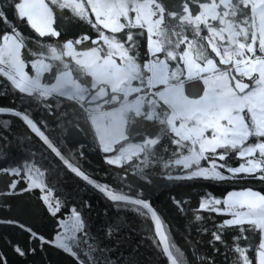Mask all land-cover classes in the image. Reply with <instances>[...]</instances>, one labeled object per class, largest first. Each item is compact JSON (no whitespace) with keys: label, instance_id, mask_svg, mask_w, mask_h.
Masks as SVG:
<instances>
[{"label":"snow or ice","instance_id":"1","mask_svg":"<svg viewBox=\"0 0 264 264\" xmlns=\"http://www.w3.org/2000/svg\"><path fill=\"white\" fill-rule=\"evenodd\" d=\"M0 95V226L23 237L0 241L16 256L264 264V0H0ZM188 182L230 187L194 202L172 191Z\"/></svg>","mask_w":264,"mask_h":264},{"label":"trees","instance_id":"2","mask_svg":"<svg viewBox=\"0 0 264 264\" xmlns=\"http://www.w3.org/2000/svg\"><path fill=\"white\" fill-rule=\"evenodd\" d=\"M78 29L75 26L69 25L68 26V32L69 34H73ZM25 32L31 35H35L30 29H25ZM9 103V98L3 95H0V106L5 105ZM0 119H12L10 114H0ZM14 155H19L15 150H13ZM96 163L95 158H93V164ZM0 166H3V161H0ZM5 180V177L0 176V186H2L3 182ZM70 186L71 182H70ZM236 187H239L241 185H235ZM242 186H253L257 190H260V185L256 184L254 182L248 181L247 183H244ZM207 188L208 191H211L214 195L222 196L226 193L227 190H229L228 185L225 184H207L204 182L200 183H178L176 186L172 188V191L175 192L177 195H190L195 202L196 199V193L202 191L204 188ZM170 195L169 191L163 187L156 189L153 191V196L155 197V202L158 206L161 207V209L165 210L167 212V217L165 219V224L171 233V238L175 240V242L178 245H183L184 241L182 237H184L186 233L185 229V219L183 217H180L177 213L171 210V206L168 200V196ZM54 196H62V193L59 191H56L54 189ZM90 196H92L91 193L84 194L85 199H88ZM93 204V220L96 222L97 226H99V220H102L103 217H97L98 213H101L105 207V202L102 199H96L94 196L91 200ZM2 215V214H0ZM0 233H7L13 237V239H19L23 240V237L19 234L13 232L11 229H5L2 226H0ZM125 234L129 235L131 237V244H136L141 240V237L144 235L143 232L139 231L138 228L136 230H129L125 229ZM193 236H195V232L192 233ZM206 240L207 237H204ZM0 251H5L7 253L9 264H42V261H44L45 257L47 258V264H69V260L66 256L52 250H48L45 253L41 254L37 252L34 256H29L26 259L20 258L16 256L12 251L6 247V245L3 243V241H0ZM141 255L145 258H150L153 261V264H156L157 256L156 254L150 250V249H142ZM191 258V256H189ZM160 264H166V258L159 257Z\"/></svg>","mask_w":264,"mask_h":264}]
</instances>
